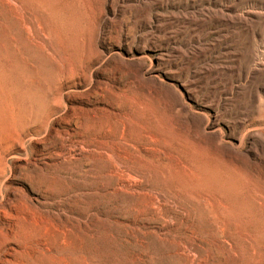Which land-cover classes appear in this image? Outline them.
<instances>
[{"label":"rangeland","instance_id":"374dc122","mask_svg":"<svg viewBox=\"0 0 264 264\" xmlns=\"http://www.w3.org/2000/svg\"><path fill=\"white\" fill-rule=\"evenodd\" d=\"M99 4L0 0V264H264V163L243 151L226 160L211 138L194 139L171 112L173 89L135 79L134 65L112 60L84 87L98 55ZM103 93L126 118L104 111ZM124 124L132 139L148 126L180 142L189 172L177 157L119 151ZM118 162L142 178L119 181Z\"/></svg>","mask_w":264,"mask_h":264},{"label":"bare ground","instance_id":"6f19581e","mask_svg":"<svg viewBox=\"0 0 264 264\" xmlns=\"http://www.w3.org/2000/svg\"><path fill=\"white\" fill-rule=\"evenodd\" d=\"M95 1L101 9L96 22L98 55L88 69L89 76L84 75L86 89L91 88L98 71H109L112 60L134 65L135 69L128 70L135 79L152 82L154 88L173 89L177 97L170 103L171 112L194 139L211 138L212 144L223 148L221 156L226 160H237L234 153L243 151L251 164L264 163V15L254 12L262 8L260 4L264 7L260 0ZM179 5L185 9L177 14L172 10ZM136 33L141 35L136 38ZM210 35L215 36L213 43L199 44L187 52L172 48L179 42L187 47ZM196 58L207 63L199 68ZM218 60L221 66L210 64ZM121 76L110 82L120 83ZM100 83L108 88V81ZM196 91H200L199 96ZM105 97L103 93L101 101ZM116 101L104 102V111L115 119L126 118V109ZM139 130L141 136L132 139L129 125L122 126L116 134L119 151L143 150L167 159L177 157L179 172H189L191 163L181 154L180 142L159 137L148 126ZM118 163L111 168L119 181L142 178L131 167ZM203 175L201 169L200 184L204 183ZM201 198L210 205V194L204 192Z\"/></svg>","mask_w":264,"mask_h":264}]
</instances>
